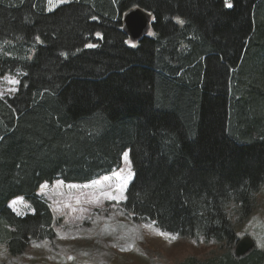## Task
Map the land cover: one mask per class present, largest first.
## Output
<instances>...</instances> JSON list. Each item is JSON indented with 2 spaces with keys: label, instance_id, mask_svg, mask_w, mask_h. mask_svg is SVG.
<instances>
[{
  "label": "trees",
  "instance_id": "1",
  "mask_svg": "<svg viewBox=\"0 0 264 264\" xmlns=\"http://www.w3.org/2000/svg\"><path fill=\"white\" fill-rule=\"evenodd\" d=\"M136 9L150 34L130 45L123 19ZM17 74L16 94L0 97L11 259L57 236L43 184L89 183L129 152L126 213L223 248L182 264H264L258 245L235 257L232 218L255 212L264 185V0H77L52 12L48 0H0V77ZM17 198L33 213L17 216Z\"/></svg>",
  "mask_w": 264,
  "mask_h": 264
},
{
  "label": "rangeland",
  "instance_id": "2",
  "mask_svg": "<svg viewBox=\"0 0 264 264\" xmlns=\"http://www.w3.org/2000/svg\"><path fill=\"white\" fill-rule=\"evenodd\" d=\"M75 1L48 0V11ZM19 79V74L0 77V97H13ZM134 178L126 152L121 168L100 180L86 185L61 181L43 184L39 196L58 221L55 240L33 242L24 256L15 259L0 246V264H182L186 259L205 261L223 253L221 245L214 241L188 240L155 223L134 221L121 207ZM9 207L20 217L33 213L22 198L12 200ZM234 210L235 206H230L229 211ZM256 210L242 222L232 218L240 241L250 237L264 251V185L256 198Z\"/></svg>",
  "mask_w": 264,
  "mask_h": 264
},
{
  "label": "water",
  "instance_id": "3",
  "mask_svg": "<svg viewBox=\"0 0 264 264\" xmlns=\"http://www.w3.org/2000/svg\"><path fill=\"white\" fill-rule=\"evenodd\" d=\"M151 17L141 9L133 10L124 16V29L129 40L136 44L147 37L150 31ZM255 246L253 239L246 237L237 244L234 255L236 258L245 256Z\"/></svg>",
  "mask_w": 264,
  "mask_h": 264
},
{
  "label": "bare ground",
  "instance_id": "4",
  "mask_svg": "<svg viewBox=\"0 0 264 264\" xmlns=\"http://www.w3.org/2000/svg\"><path fill=\"white\" fill-rule=\"evenodd\" d=\"M135 6V5H134ZM133 8V7H132ZM12 75V74H11ZM4 99H5V97H4Z\"/></svg>",
  "mask_w": 264,
  "mask_h": 264
},
{
  "label": "clouds",
  "instance_id": "5",
  "mask_svg": "<svg viewBox=\"0 0 264 264\" xmlns=\"http://www.w3.org/2000/svg\"><path fill=\"white\" fill-rule=\"evenodd\" d=\"M151 223H153V222H151ZM204 240V239H203Z\"/></svg>",
  "mask_w": 264,
  "mask_h": 264
},
{
  "label": "crops",
  "instance_id": "6",
  "mask_svg": "<svg viewBox=\"0 0 264 264\" xmlns=\"http://www.w3.org/2000/svg\"><path fill=\"white\" fill-rule=\"evenodd\" d=\"M258 209V208H257ZM257 211V210H256Z\"/></svg>",
  "mask_w": 264,
  "mask_h": 264
}]
</instances>
